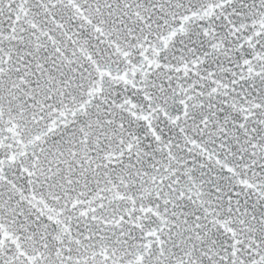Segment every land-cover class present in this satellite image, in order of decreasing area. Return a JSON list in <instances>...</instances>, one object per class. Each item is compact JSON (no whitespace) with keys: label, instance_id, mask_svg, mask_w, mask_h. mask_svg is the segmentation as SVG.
<instances>
[{"label":"snow or ice","instance_id":"1","mask_svg":"<svg viewBox=\"0 0 264 264\" xmlns=\"http://www.w3.org/2000/svg\"><path fill=\"white\" fill-rule=\"evenodd\" d=\"M0 264H264V0H0Z\"/></svg>","mask_w":264,"mask_h":264}]
</instances>
